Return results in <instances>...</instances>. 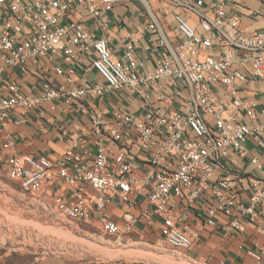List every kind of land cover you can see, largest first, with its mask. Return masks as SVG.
<instances>
[{
  "label": "built area",
  "instance_id": "built-area-1",
  "mask_svg": "<svg viewBox=\"0 0 264 264\" xmlns=\"http://www.w3.org/2000/svg\"><path fill=\"white\" fill-rule=\"evenodd\" d=\"M132 1L0 0V129L22 125L27 112L59 100L124 92L140 103L136 111L96 113L91 130L55 160L18 153L13 134L5 132L2 171L39 208L96 225L121 244L132 242L127 235L138 222L153 218L161 250L187 251L193 226L204 227L190 215L201 210L212 225L220 215L228 217L227 234L241 231L247 219L264 235V187L254 181L249 200L233 196L242 176L229 169L234 153L264 176V106L246 99L243 89L250 82L264 85V29H242L240 15L227 9L230 0H176L197 23L175 13L171 39L141 0L152 19L145 31L154 39L142 44L130 34L118 56L110 13ZM252 15L264 20V5ZM80 55L92 57L103 82L83 79L80 87L66 89L41 73L39 86L24 94L13 78L15 68L42 62L63 76L62 63L73 65ZM149 55L155 56L153 68L147 67ZM115 204L124 207L119 221L109 215ZM100 264L132 263L118 258Z\"/></svg>",
  "mask_w": 264,
  "mask_h": 264
},
{
  "label": "crops",
  "instance_id": "crops-1",
  "mask_svg": "<svg viewBox=\"0 0 264 264\" xmlns=\"http://www.w3.org/2000/svg\"><path fill=\"white\" fill-rule=\"evenodd\" d=\"M146 3L171 39H174L175 36L172 25L175 13L184 12L191 17L193 23H197L196 15L187 13L183 8L177 6L176 0H147ZM263 5L264 0H230L228 1L227 9L230 13L240 15L242 29L262 30L264 29V20L253 16L252 13L263 7ZM110 19L109 33L113 37L112 47L118 56L122 55V42L130 34L140 39L142 44L149 43L154 39L152 35L145 31V26L152 19L141 0H133L128 5L116 7L110 13ZM84 24L88 27L91 23L85 20ZM91 59V56L80 55L73 65L62 63V68L65 70V75L63 76L57 75L54 72V67L42 62V67H26V71L15 68L13 70V78L18 81L24 94L33 93V87L39 86L38 75L41 73L56 86L66 89L80 87L83 79L91 82H103V78L91 67ZM155 66V56L149 55L147 67L153 68ZM72 70L73 73H71ZM243 89L246 99L255 100L259 105L264 106V85L262 82H250ZM139 104L138 100H128L124 92L89 101L67 103L64 100H59L54 104L44 103L38 108L27 112L24 117L25 122L22 125L16 126L11 122L5 128L0 129V139L4 137L5 132H10L16 141L18 153L32 155L35 158L47 156L55 160L70 148L73 139L82 138L84 132L91 130L92 119L96 113L110 116L115 109L119 108L136 111L139 108ZM19 112L17 111L13 114L14 119L19 118ZM229 169L239 171L242 176V181L238 185L237 190L232 193L233 196L249 200L253 191L254 181L260 182L264 187L263 174L254 165L250 164L248 160L237 154H231ZM0 170L2 171L1 167ZM5 176L10 179L6 174ZM12 182L20 187L18 182ZM123 209L124 207L118 204L113 205L109 211L110 217L119 221L122 217ZM190 217L193 224L200 223L204 227L200 231H195L193 226L195 232L193 246L183 252L187 259L196 264H264V235H262L257 223L244 219L242 220L243 229L241 231L227 234L224 227L230 220L228 217L220 215L216 219L215 225L207 222L206 214L203 210L191 214ZM158 231L159 225L152 218L144 223L138 222L135 231L127 236L131 237L133 241V236L140 233L146 239L143 242L144 245L159 248L156 244ZM2 258L0 256V259ZM131 263L153 264L156 262L132 260Z\"/></svg>",
  "mask_w": 264,
  "mask_h": 264
},
{
  "label": "rangeland",
  "instance_id": "rangeland-1",
  "mask_svg": "<svg viewBox=\"0 0 264 264\" xmlns=\"http://www.w3.org/2000/svg\"><path fill=\"white\" fill-rule=\"evenodd\" d=\"M145 241L139 233L130 244H121L96 225L61 219L39 208L0 170V264H100L118 258L196 264L183 252L149 247Z\"/></svg>",
  "mask_w": 264,
  "mask_h": 264
}]
</instances>
